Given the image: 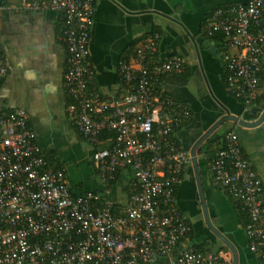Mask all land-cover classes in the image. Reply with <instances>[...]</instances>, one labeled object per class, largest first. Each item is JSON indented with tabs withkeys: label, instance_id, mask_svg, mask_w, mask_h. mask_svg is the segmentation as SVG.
I'll list each match as a JSON object with an SVG mask.
<instances>
[{
	"label": "built area",
	"instance_id": "obj_1",
	"mask_svg": "<svg viewBox=\"0 0 264 264\" xmlns=\"http://www.w3.org/2000/svg\"><path fill=\"white\" fill-rule=\"evenodd\" d=\"M20 3L27 10L50 9L63 16L65 113L92 148V168L103 190L73 194L63 169L48 167L24 111L0 114V264H228L227 252L184 244L191 225L174 202L190 157L171 134L188 112L159 95L162 78L179 74L182 59H157V36L145 38L117 63L121 96L105 101L89 88L94 0ZM203 29L207 37L221 35L228 92L243 106H251L260 97L264 0L216 9L204 20ZM6 72L0 57V78ZM102 131L111 134L103 147ZM121 169L132 181L126 201L116 205L105 196ZM208 171L214 188L238 202L246 217L247 251L257 264H264L261 183L232 131L223 135L222 148L209 160Z\"/></svg>",
	"mask_w": 264,
	"mask_h": 264
},
{
	"label": "crops",
	"instance_id": "obj_2",
	"mask_svg": "<svg viewBox=\"0 0 264 264\" xmlns=\"http://www.w3.org/2000/svg\"><path fill=\"white\" fill-rule=\"evenodd\" d=\"M244 2L94 0L88 38L90 90L105 101L119 98L122 87L116 73L118 61L145 38L156 35L157 59L177 56L183 61L181 72L165 75L160 89L187 109L188 115L171 134L184 151L189 154L194 143L226 114L242 121H254L264 107V49L258 76L260 97L245 107L222 81L226 72L221 62V43L213 38L219 34L207 37L203 29V22L212 11ZM62 23V14L50 9L27 10L20 0L0 3V57L7 67L6 74L0 78V114L24 111L41 153L52 162V167L63 169L73 194L100 193L103 187L96 180L90 160L92 148L81 139L65 113L68 98L62 87L66 69L65 44L60 40ZM253 108L258 112H248ZM227 131L236 135L249 167L260 180L259 199L264 206V118L251 128L224 121L207 138L220 137ZM201 145L199 153H195L197 177L189 161L174 191L175 205L191 225L190 237L184 244H202L214 252H227L228 264L232 263L233 255L235 264H257L247 251L243 226L230 200L211 184L208 159L202 154ZM197 178L207 219L233 253L205 225L189 221V217L201 210ZM131 181L127 170H119L109 185L106 199L116 205L123 204Z\"/></svg>",
	"mask_w": 264,
	"mask_h": 264
},
{
	"label": "water",
	"instance_id": "obj_3",
	"mask_svg": "<svg viewBox=\"0 0 264 264\" xmlns=\"http://www.w3.org/2000/svg\"><path fill=\"white\" fill-rule=\"evenodd\" d=\"M248 112H250L251 114H255L256 112H258V110L256 109H250ZM264 118V107L263 110L259 113V116L257 117V119H255L254 121L251 122H246V121H242L237 117H232L230 115H224L222 117H220L195 143L194 145L191 147L190 151H189V156H190V162L191 165L194 169L195 175L197 177L196 174V165H195V153H199V149L198 147L202 144V142L207 138V136H209V134L222 122L224 121H231L236 123L237 125L241 126V127H245V128H251L254 127L256 125H258L260 123V121ZM197 190H198V195H199V199L201 201V213H202V217H203V222L206 226V228L210 231V233H212L217 239H219L224 245L225 247H227V249L233 253L232 248L230 247V245L223 239V237H221V235H219V233L214 230L208 219H207V215L205 212V206L202 200V195H201V189H200V185H199V181L197 178ZM233 260L231 264H235V256H232Z\"/></svg>",
	"mask_w": 264,
	"mask_h": 264
},
{
	"label": "trees",
	"instance_id": "obj_4",
	"mask_svg": "<svg viewBox=\"0 0 264 264\" xmlns=\"http://www.w3.org/2000/svg\"><path fill=\"white\" fill-rule=\"evenodd\" d=\"M3 1L4 0H0V3H2ZM213 38H216V40H218L221 43V35L220 34L217 36H214ZM133 48H131V49H133ZM222 81H225L224 76L222 77ZM162 96H165V94L162 93L161 95H159L160 99L162 98ZM27 127H28V125H27ZM109 136H111V134L108 131H102L100 133V141L102 142L101 147L106 145V142H107L106 140ZM222 145H223V135L220 137L211 136L205 140L204 144L201 145L202 154L206 156V158L208 159V163H209V160L216 154V152L222 148ZM45 159L47 160L48 167L57 169V167H52V162L50 160L48 161V158L45 157ZM113 182H111L110 184L112 185ZM228 199L230 200L240 223L242 224V226H244L246 223V217H245L244 213L241 211L240 206L238 205V202L235 200H232L230 197H228ZM190 234H191V232L187 235V237L188 236L190 237ZM196 246L199 247L200 244H198Z\"/></svg>",
	"mask_w": 264,
	"mask_h": 264
},
{
	"label": "rangeland",
	"instance_id": "obj_5",
	"mask_svg": "<svg viewBox=\"0 0 264 264\" xmlns=\"http://www.w3.org/2000/svg\"><path fill=\"white\" fill-rule=\"evenodd\" d=\"M189 221L191 222V224L200 223L201 225H205L203 222L201 210H199V212L194 217H189Z\"/></svg>",
	"mask_w": 264,
	"mask_h": 264
}]
</instances>
